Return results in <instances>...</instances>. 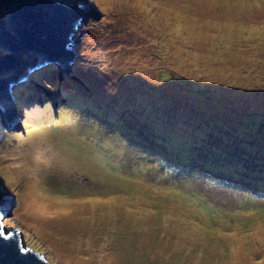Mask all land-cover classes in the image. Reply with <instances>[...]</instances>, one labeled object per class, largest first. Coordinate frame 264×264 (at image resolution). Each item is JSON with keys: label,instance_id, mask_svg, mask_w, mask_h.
Segmentation results:
<instances>
[{"label": "rangeland", "instance_id": "obj_1", "mask_svg": "<svg viewBox=\"0 0 264 264\" xmlns=\"http://www.w3.org/2000/svg\"><path fill=\"white\" fill-rule=\"evenodd\" d=\"M92 1L71 75L10 90L5 230L53 264H264V195L162 142L264 112V0Z\"/></svg>", "mask_w": 264, "mask_h": 264}, {"label": "water", "instance_id": "obj_2", "mask_svg": "<svg viewBox=\"0 0 264 264\" xmlns=\"http://www.w3.org/2000/svg\"><path fill=\"white\" fill-rule=\"evenodd\" d=\"M99 14L92 0H0V116L4 124L15 123L12 86L25 82L50 59L60 67V77L71 75L66 67L76 57L79 36L86 30L80 27L87 15L98 18ZM12 198L11 190L0 182V264H52L39 250L24 246L18 227L5 230L3 221L15 205Z\"/></svg>", "mask_w": 264, "mask_h": 264}, {"label": "trees", "instance_id": "obj_3", "mask_svg": "<svg viewBox=\"0 0 264 264\" xmlns=\"http://www.w3.org/2000/svg\"><path fill=\"white\" fill-rule=\"evenodd\" d=\"M47 67L49 66L37 71L34 77H39L38 72L58 68L57 65H50L48 69ZM200 85V82L192 81L189 88L199 93L202 91ZM251 112L249 117H243L240 128L222 121L218 125H211L210 122L201 126L188 124L191 127L188 132L191 136L187 135L186 140L183 138L179 144L174 138L164 139L162 142L168 146L172 155L180 156L183 161L192 159L209 169L233 170L232 168L239 167L240 169H236L239 172L228 173L235 175L238 178L235 181L240 185L251 187L264 195V112L257 109ZM249 118L254 119L253 123L246 120ZM199 134L206 138L198 142ZM157 140L161 141L159 138ZM191 142L194 148H190V151L182 148L183 144L188 148Z\"/></svg>", "mask_w": 264, "mask_h": 264}, {"label": "clouds", "instance_id": "obj_4", "mask_svg": "<svg viewBox=\"0 0 264 264\" xmlns=\"http://www.w3.org/2000/svg\"><path fill=\"white\" fill-rule=\"evenodd\" d=\"M54 63H56V62H54ZM47 64H49V63H47ZM57 64V63H56ZM43 67H46V65H44ZM43 67H40L39 68V70H41ZM49 67H47V69H48ZM59 69V67L58 68H55V72H56V70H58ZM38 70V69H37ZM37 71L35 70V73H36ZM34 73V72H33ZM31 75H32V73H30L29 74V77L27 78V80L25 81V82H21V83H18V84H16V86H15V89H17V88H20V86L21 87H25L26 85L27 86H29V84H31V83H33V82H36L34 79H32L31 78ZM35 75V74H34ZM38 79H40V77H38ZM31 81V82H29V81ZM30 87V86H29ZM18 98H20L19 96H18ZM14 101H12V107H13V109H14ZM0 123H3V120H2V118H1V116H0ZM20 228H18V230H19ZM22 239L24 240V237H22ZM22 240V243L24 244V246H29V245H27L26 243H24V241ZM35 249V248H34ZM38 250V249H37ZM48 259V258H47ZM48 261H50V260H48ZM51 262V261H50ZM52 263V262H51ZM53 264V263H52Z\"/></svg>", "mask_w": 264, "mask_h": 264}, {"label": "bare ground", "instance_id": "obj_5", "mask_svg": "<svg viewBox=\"0 0 264 264\" xmlns=\"http://www.w3.org/2000/svg\"><path fill=\"white\" fill-rule=\"evenodd\" d=\"M58 71H59V70H58ZM58 71H57V72H58Z\"/></svg>", "mask_w": 264, "mask_h": 264}]
</instances>
